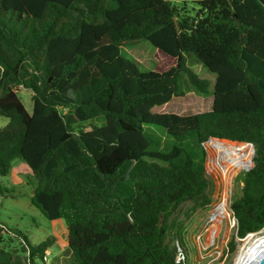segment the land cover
<instances>
[{"label":"trees","instance_id":"obj_1","mask_svg":"<svg viewBox=\"0 0 264 264\" xmlns=\"http://www.w3.org/2000/svg\"><path fill=\"white\" fill-rule=\"evenodd\" d=\"M174 2L0 0V176L27 165L31 204L66 225L63 264H187L185 221L211 200L210 137L240 167L254 149L230 206L239 238L264 228V0ZM140 40L163 55L154 70L121 55ZM189 91L212 95L210 110L150 111ZM53 238L32 244L0 222V264H46Z\"/></svg>","mask_w":264,"mask_h":264},{"label":"rangeland","instance_id":"obj_2","mask_svg":"<svg viewBox=\"0 0 264 264\" xmlns=\"http://www.w3.org/2000/svg\"><path fill=\"white\" fill-rule=\"evenodd\" d=\"M174 3L178 7L183 6V0H175ZM185 4L187 7L185 12L190 15L194 14L198 8L192 1H186ZM121 55L128 60H135L141 68L146 70H154L156 62H159L163 58V55L147 40L122 45ZM192 69L201 78L209 80L210 88H212L214 74L198 64L193 65ZM18 94L25 109L31 113V91L19 87ZM211 105L212 95H200L195 91H189L184 96L171 98L164 105L153 106L150 111L152 113L173 112L179 115H188L210 110ZM7 121L6 117L0 116V127L4 126ZM103 122V117L98 116L84 121L83 125L89 128L91 125H100ZM218 144V142L211 139L205 142V173L211 182L209 186L211 200L205 208H198L192 212L191 216L185 221L184 236L188 248L187 264H236L240 246L245 238L236 236L235 220L230 202L235 195L240 193L242 186L240 174L245 170L246 166L251 164L252 148L245 151L249 157L247 165L238 168L226 187L229 193V207H217L225 186L219 177H216L210 170L209 162L220 156L225 150L228 152L226 146H215ZM212 156L213 159H211ZM236 157L239 159L238 154ZM30 173L24 162L13 160L10 172L4 176H0V185L11 191V194L0 196V222L4 223L9 230L26 235L32 244H38L47 239V237L54 236L53 240L60 245L62 242L63 245L64 241L61 239L65 238V234L62 233L66 231L64 220L47 219L30 202L29 196L34 189ZM10 234L7 232L2 234L4 241H6ZM232 238H234L235 242L233 248L229 245ZM18 242L17 239H14L13 244L18 245ZM64 250L65 248L60 252L56 244L52 245L49 250L48 263L52 264V261L55 263L56 258L51 256L58 255L57 259L59 260V264H61L60 259L62 258L63 261L62 253ZM180 250L183 252V249Z\"/></svg>","mask_w":264,"mask_h":264},{"label":"bare ground","instance_id":"obj_3","mask_svg":"<svg viewBox=\"0 0 264 264\" xmlns=\"http://www.w3.org/2000/svg\"><path fill=\"white\" fill-rule=\"evenodd\" d=\"M230 146L234 149L232 145ZM209 167L210 170L216 175V177H219L220 181L225 186L223 195L220 201L217 203V207L219 206L229 207L228 204L229 193L226 187L231 181L232 177L237 172L238 168H240V163L238 166V162L234 158H232L229 152L225 150V152H223L220 156L209 162ZM263 255H264V228H262L260 231L256 233L248 234L243 239V243L241 244L238 252V256H237L238 261L236 262V264H244L243 263L244 260L247 261L252 257L259 258L262 257Z\"/></svg>","mask_w":264,"mask_h":264},{"label":"water","instance_id":"obj_4","mask_svg":"<svg viewBox=\"0 0 264 264\" xmlns=\"http://www.w3.org/2000/svg\"><path fill=\"white\" fill-rule=\"evenodd\" d=\"M175 27H176V30H179V27H178L176 21H175ZM210 139H214V138L210 137L208 140H210ZM208 140H207V141H208ZM214 140H216V141H220V140H217V139H214ZM207 141H206V142H207ZM203 144H204V148H205V142H204ZM253 152H254V149L252 148V153H251V154H253ZM250 166H251V164L248 165V166H246L244 169L247 170V169H249ZM231 210H232V209H231ZM232 213H233V211H232ZM233 217H234V216H233ZM258 231H260V230H257V231H254V232H250V233H256V232H258ZM248 234H249V233H248ZM243 263H244V264H264V255H263L262 257H259V258L252 257V258L248 259L247 261L244 260Z\"/></svg>","mask_w":264,"mask_h":264},{"label":"built area","instance_id":"obj_5","mask_svg":"<svg viewBox=\"0 0 264 264\" xmlns=\"http://www.w3.org/2000/svg\"><path fill=\"white\" fill-rule=\"evenodd\" d=\"M234 220H235V219H234ZM44 258H45V263H46V264H49V263H48L49 251H46V252H45ZM183 260H184V254H183L181 251H179V252L177 253L176 261L179 262V261H183Z\"/></svg>","mask_w":264,"mask_h":264},{"label":"crops","instance_id":"obj_6","mask_svg":"<svg viewBox=\"0 0 264 264\" xmlns=\"http://www.w3.org/2000/svg\"><path fill=\"white\" fill-rule=\"evenodd\" d=\"M62 234H65V238L61 239L62 241H64L63 245H62V242H61V245L58 243V247H59L58 249H59L60 252L66 247V231H63ZM57 256L58 255H53L51 257H55L56 258ZM55 261L57 262L56 259H55ZM58 262H59V260H58ZM60 262H61V264H63L62 258L60 259Z\"/></svg>","mask_w":264,"mask_h":264}]
</instances>
